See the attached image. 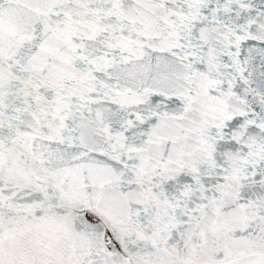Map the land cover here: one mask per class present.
<instances>
[{"label": "snow or ice", "instance_id": "6c2138e0", "mask_svg": "<svg viewBox=\"0 0 264 264\" xmlns=\"http://www.w3.org/2000/svg\"><path fill=\"white\" fill-rule=\"evenodd\" d=\"M0 264H264V0H0Z\"/></svg>", "mask_w": 264, "mask_h": 264}]
</instances>
